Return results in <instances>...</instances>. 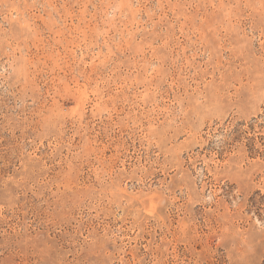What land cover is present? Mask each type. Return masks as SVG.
<instances>
[{
	"label": "rangeland",
	"instance_id": "rangeland-1",
	"mask_svg": "<svg viewBox=\"0 0 264 264\" xmlns=\"http://www.w3.org/2000/svg\"><path fill=\"white\" fill-rule=\"evenodd\" d=\"M0 264H264V0H0Z\"/></svg>",
	"mask_w": 264,
	"mask_h": 264
}]
</instances>
